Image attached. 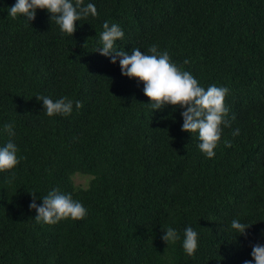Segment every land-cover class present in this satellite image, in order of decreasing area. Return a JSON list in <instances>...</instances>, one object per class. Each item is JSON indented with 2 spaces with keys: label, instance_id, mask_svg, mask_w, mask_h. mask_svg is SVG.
<instances>
[{
  "label": "trees",
  "instance_id": "16d2710c",
  "mask_svg": "<svg viewBox=\"0 0 264 264\" xmlns=\"http://www.w3.org/2000/svg\"><path fill=\"white\" fill-rule=\"evenodd\" d=\"M98 15L72 36L38 9L13 19L0 0V129L15 122L18 155L0 172V264H243L264 244V0H91ZM117 48L156 44L199 83L227 87V119L213 158L181 130L178 105L152 110L143 82L101 55L103 22ZM189 61L184 64V60ZM72 99L69 116H47L37 95ZM75 100L82 102L75 109ZM223 127V126H222ZM239 129L238 135L233 130ZM10 137L0 131V144ZM91 177L77 187L76 174ZM70 192L83 219L37 223L31 193ZM249 224L246 235L228 228ZM181 240L167 247L163 226ZM198 232L187 255L183 229Z\"/></svg>",
  "mask_w": 264,
  "mask_h": 264
},
{
  "label": "clouds",
  "instance_id": "9594fccd",
  "mask_svg": "<svg viewBox=\"0 0 264 264\" xmlns=\"http://www.w3.org/2000/svg\"><path fill=\"white\" fill-rule=\"evenodd\" d=\"M38 9L49 12L51 21L55 22L59 31L69 36L75 32L77 21L98 15L97 7L91 0H15L7 8V12L13 19L22 17L31 22ZM102 28L96 51L110 57L113 64L118 61L122 75L138 78V83L143 82V92L150 98L146 104L152 110L162 109L169 104L183 109L181 130L195 134L199 141L198 149L206 158H213L223 128L231 126L227 119L229 108L225 103L229 89L216 84L205 88L191 72L178 66L167 50L159 49L156 44L151 45L146 52L138 47H133L130 51L117 48V41L122 40L125 35L123 28L117 23L110 24L107 20L103 22ZM183 63L188 64L189 61L185 59ZM35 97L42 102L43 112L49 117L69 116L73 112L74 102L67 96L55 100L43 94ZM82 106L80 100H75L76 110ZM0 131L10 137L0 144V172L8 171L10 175H14L12 170L22 159L18 155V145L11 139L16 134L15 122H4ZM238 134L239 129H234L233 135ZM31 195L29 208L35 210L34 219L37 223L55 224L65 219H83L87 215L82 202L74 199L72 193L63 192L59 188L53 187L46 195L41 196L39 199L42 204H37L35 193ZM249 227V224L239 218H233L228 226L237 236L246 235ZM163 230L161 240L167 247L181 240L175 227L163 226ZM251 247L250 255L253 259L245 260L243 264H264V244L255 243ZM182 248L189 256L194 255L198 248V232L191 225L183 229Z\"/></svg>",
  "mask_w": 264,
  "mask_h": 264
},
{
  "label": "rangeland",
  "instance_id": "374dc122",
  "mask_svg": "<svg viewBox=\"0 0 264 264\" xmlns=\"http://www.w3.org/2000/svg\"><path fill=\"white\" fill-rule=\"evenodd\" d=\"M73 180H74V183L77 187L86 188V187H88V185L90 183L91 177L78 173L73 177Z\"/></svg>",
  "mask_w": 264,
  "mask_h": 264
}]
</instances>
